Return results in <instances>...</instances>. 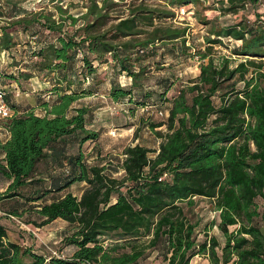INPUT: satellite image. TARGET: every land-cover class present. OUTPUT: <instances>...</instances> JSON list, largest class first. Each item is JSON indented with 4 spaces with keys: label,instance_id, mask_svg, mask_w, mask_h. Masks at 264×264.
<instances>
[{
    "label": "trees",
    "instance_id": "obj_1",
    "mask_svg": "<svg viewBox=\"0 0 264 264\" xmlns=\"http://www.w3.org/2000/svg\"><path fill=\"white\" fill-rule=\"evenodd\" d=\"M162 1L164 6L150 7L144 0H80L85 10L73 14L69 0L36 11L24 0H0V19H7L0 27V52L12 59L9 67L22 62L23 69H0V89L12 112L0 119L8 133L0 140V264H138L145 248H161L166 264H190L196 255H206L208 264H264V11L256 7L261 0ZM198 4L234 19L221 24L197 12L200 25H209L198 75L171 98L146 92L145 66L137 64L160 44L172 54L179 44L180 51L188 49L187 27L161 22L174 19L179 7ZM224 39L239 44L230 48ZM216 46L231 55L215 56ZM232 56L243 60L232 66ZM41 73L42 79L53 78L38 97L45 114L18 113L8 88L25 92ZM121 75L131 83L121 85ZM158 82L166 85L164 78ZM93 94L115 105H136L128 107L132 114L152 107L163 113L138 118L155 133L158 147L124 146L117 158L120 178L87 163L90 142L101 154L92 111L80 102ZM152 96L158 101L148 104L145 98ZM79 183L84 188L77 196L71 187ZM196 198L212 202L217 219L211 224L222 242L215 235L195 239L200 221H192L184 205L194 206ZM58 219L73 226L60 243L74 248L71 255L56 247L59 256L45 254L8 237L16 231L12 225L20 229L17 222L44 227Z\"/></svg>",
    "mask_w": 264,
    "mask_h": 264
},
{
    "label": "rangeland",
    "instance_id": "obj_2",
    "mask_svg": "<svg viewBox=\"0 0 264 264\" xmlns=\"http://www.w3.org/2000/svg\"><path fill=\"white\" fill-rule=\"evenodd\" d=\"M57 1L58 0H24V5L30 4L35 9H32V11L39 10L40 8L52 10ZM69 2L72 3V6L69 8L70 13L76 14L85 10L84 7H82L83 4L79 3L80 0H69ZM144 2L150 7L164 6V1L162 0H144ZM217 6L218 5H215V8H217ZM256 7L259 8V12L262 13L264 11V0H261ZM202 8V4H198L197 6L192 5V7H187L185 9L186 12L183 15L179 12L177 13V10H175L174 19H166V21L161 22V24L165 26L170 25L176 27H187L185 35V39L187 41L185 46H187L188 49L180 51L179 44L178 53L172 54L167 47L160 44L151 56L145 57L146 92L156 90L154 92H163L165 98H171L172 96L178 94V91L181 88L188 86L189 80L198 75L200 64L198 52H202L204 50V38L208 35L209 25H200L201 23L197 21L196 17L197 12H201L202 15L205 14L208 18H216L221 24L229 23L232 19H234V15L232 14L223 15L220 14L219 11L203 10ZM241 12L244 13L245 11ZM251 16L252 15H250V17ZM156 24L160 23L156 22ZM18 39L22 40L23 36L20 35V38L18 37ZM224 42L227 43L230 48L235 46V44H239L231 39H224ZM214 53L217 57L219 55H231L229 49L223 46L214 47ZM231 59H233L232 66L243 60L242 57L238 56H232ZM101 68L104 71L108 70V67L104 65ZM161 78L166 80V85L158 82ZM118 81L121 85L131 82L124 75H121ZM107 84L103 85V90L108 87ZM29 97L30 96L27 95L26 98ZM133 100L135 102L139 101V97L135 95ZM145 101L148 102V104H152L158 100H156L155 96H152L150 98H145ZM80 102L91 109L94 116L92 124L95 128L99 129L97 132L100 135V141L96 143L101 148V154L99 153L100 155H97L96 151L91 149L94 145L92 146L93 142H90L89 145H87V150L85 151L87 153L89 152L87 163L105 166L104 173L116 178H120L122 176L123 173L119 168L120 164L118 160L122 158V155L120 154L124 146L142 144L149 150H155L158 147L159 139L155 133L149 131L147 128H143L138 122V118L143 116V114L145 117L151 116L155 119L161 118L159 109L155 107L144 110L137 108L134 110V114H132L128 107L130 108L136 105L129 104V102L115 105V103H112L104 94L102 97H84L80 100ZM160 130L165 132L164 127ZM149 156H154L153 151L149 152ZM114 167L118 169L117 172L114 171ZM82 188H84V185L74 184L71 187V191L73 194L78 196V194H81L80 191ZM11 200L12 199H8L7 202H10ZM184 210L192 221H200V225H198L195 230V239L197 242L204 240L206 236L208 238L213 235H215L221 242L223 241L216 226L211 224V221L216 220L217 218L215 217L216 213L210 200L205 198H196L194 206L189 207L184 205ZM21 228L26 229L24 227ZM37 228L38 229H36V227L28 226V229L26 230H30L28 231L30 232V236L25 240L24 244H30L32 247H37L43 253L48 254L47 252H51V250H57L52 246L60 248L62 240L59 239L68 231L71 232L73 227L68 225L65 221L58 219L48 226ZM23 229H20L21 232L13 231L9 233V239L20 242V240L17 239L22 237ZM149 238L150 237H146L143 239L145 244L148 242ZM106 242H109V240H106ZM60 249H62V247ZM57 252L59 253L60 251ZM144 256L145 258L139 260L138 264H166L163 250L161 248L158 251L153 248H145ZM190 264H208V258L206 255H196L193 259H191Z\"/></svg>",
    "mask_w": 264,
    "mask_h": 264
},
{
    "label": "crops",
    "instance_id": "obj_3",
    "mask_svg": "<svg viewBox=\"0 0 264 264\" xmlns=\"http://www.w3.org/2000/svg\"><path fill=\"white\" fill-rule=\"evenodd\" d=\"M65 4H66V2H65ZM6 20L7 19H5V18L0 19V27L2 25H5L6 24ZM19 38H20V36H19ZM16 39L17 38L15 37V40ZM19 47H20L19 44H17L16 50L18 52L20 51V48ZM23 60L26 61L25 58ZM11 61H12V59H10L7 56V53L5 51H1L0 52V69L1 70H3V71H6L7 70L6 72H12L13 74H16L18 72V70H23L21 68V63H22L21 61H20L21 63H19L17 66H11V67H9V64H10ZM137 65L145 66V59L141 60L140 64L138 63ZM35 74H36V72H35ZM42 76H43V74L41 73L38 77H35V80L34 81L37 83L38 86L35 84V82H34L33 85H31V82H27V88L28 89L25 92L21 91L20 89L15 88V87H12V86L8 88V91L9 92H13L14 101H15L16 106L18 107V113H21V112H23L25 110H28V109H32L34 111V113L37 114V115L43 116L45 114V110L42 107H40V105H39V99H38V97L43 96L45 94L44 92H46V91H44V92H41V91L43 89H46L47 87H49L50 84H52L53 78L52 77L51 78L50 77H48V78L46 77V78H43L42 79ZM127 78L129 79V81H131V78L130 77H127ZM109 79L115 80L114 77L108 75V80ZM128 83H131V82H127V84ZM9 85H12V84H9ZM9 85H4V86L7 87ZM33 86H34V89H33ZM108 86H109V84H108ZM36 90H40V91L35 92ZM27 95H29L30 97L29 98H26ZM92 96H100V97H102V95H99V94H93V95L88 96V97H92ZM141 110H143V108H141ZM1 122L2 121H0V140L1 141H4V140L7 139L8 133H7L6 129L2 126V123ZM78 185H83V183H79ZM80 192H82V190ZM78 196H80V194H78ZM14 220L17 221L18 219L14 218ZM17 223L20 224V226H19L20 229H23L21 227H24L26 229H28V226L34 227L32 225L23 224L22 222H17ZM12 226H13L12 228L13 229H16V231H18V230L20 231V229L17 226H15V225H12ZM26 229H23V233H22V235H24L26 238L20 237V238L17 239V240H20V242H25V240L27 239L26 233L30 235V232H28L30 230L27 231ZM36 229H38V228L36 227ZM25 230L27 232H25ZM11 232H13V231H8V237H9V233H11ZM68 233H69V231L66 234H64L63 237L65 235H67ZM59 240H62V237ZM52 247L55 248L56 246H52ZM36 249H38V248L36 247ZM38 250H40V249H38ZM55 251L57 252V250H55ZM60 251H61L60 253L62 255L63 254H65V255H71L72 252L74 251V248H72L70 246L69 247L67 246V247H64V248L60 249ZM205 260H207V259H205Z\"/></svg>",
    "mask_w": 264,
    "mask_h": 264
},
{
    "label": "built area",
    "instance_id": "obj_4",
    "mask_svg": "<svg viewBox=\"0 0 264 264\" xmlns=\"http://www.w3.org/2000/svg\"><path fill=\"white\" fill-rule=\"evenodd\" d=\"M186 8H184V6L182 7H179L177 9V13H181L182 15L185 14ZM12 112H11V109L7 103V100H6V96H5V92L0 89V119H3V118H6V117H9L11 116ZM160 115H163L162 112H159ZM51 253L54 255V256H59V254L54 251V250H51Z\"/></svg>",
    "mask_w": 264,
    "mask_h": 264
}]
</instances>
